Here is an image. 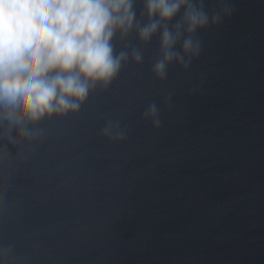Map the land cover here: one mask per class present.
I'll return each instance as SVG.
<instances>
[{
    "label": "water",
    "instance_id": "obj_1",
    "mask_svg": "<svg viewBox=\"0 0 264 264\" xmlns=\"http://www.w3.org/2000/svg\"><path fill=\"white\" fill-rule=\"evenodd\" d=\"M227 2L187 70L173 63L157 80L159 35L143 45L133 32L143 63L45 121L24 158L0 159L13 264H264V0ZM152 102L158 129L142 119ZM108 120L125 140L100 134Z\"/></svg>",
    "mask_w": 264,
    "mask_h": 264
},
{
    "label": "clouds",
    "instance_id": "obj_2",
    "mask_svg": "<svg viewBox=\"0 0 264 264\" xmlns=\"http://www.w3.org/2000/svg\"><path fill=\"white\" fill-rule=\"evenodd\" d=\"M217 2L210 14L205 0H142L137 14V0H0V159L13 158V149L24 158L45 138V121L77 114L130 59L143 63L142 49L127 42L133 32L143 45L159 35L151 69L157 80L167 79L173 63L187 70L202 51L198 31L233 11L227 0ZM159 111L152 102L142 119L158 129ZM100 134L120 142L127 128L108 120ZM12 253L0 247V264H13Z\"/></svg>",
    "mask_w": 264,
    "mask_h": 264
}]
</instances>
